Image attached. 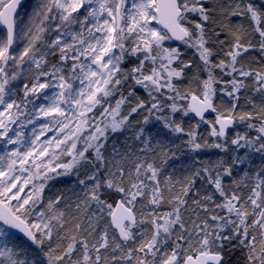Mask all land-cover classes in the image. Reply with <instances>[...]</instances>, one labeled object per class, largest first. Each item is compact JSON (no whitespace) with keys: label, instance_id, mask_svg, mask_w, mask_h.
I'll return each instance as SVG.
<instances>
[{"label":"snow or ice","instance_id":"snow-or-ice-1","mask_svg":"<svg viewBox=\"0 0 264 264\" xmlns=\"http://www.w3.org/2000/svg\"><path fill=\"white\" fill-rule=\"evenodd\" d=\"M208 2L41 0L27 27L18 31L15 13L20 0H0V24L6 26V36L0 38V141L5 149L0 154V264H112L116 260L135 261V264H227L224 252L233 247L247 249V264H264V201L257 203L261 198L257 189L264 186V168L255 173V187L244 201L235 191L229 193L223 180L233 177V165H243L247 157L236 156L228 165L218 161L214 167L205 165L194 170L196 177L202 172L207 173L208 183L223 198V202L217 203L212 194L202 197L215 205L209 219L216 223L210 225L207 220L199 224L193 222L195 235L203 233V236L199 246L190 251L193 248V233L185 227L181 208L187 203L183 197L192 189L194 177H186V183L181 184V194L169 198L171 211L162 214L151 211L148 214L151 216L148 221L151 233L140 231L137 242L133 228L144 224L147 218L142 214L137 221L133 211L135 202L145 197V190L148 189L151 193L148 203L154 206L162 203L164 196L159 178L162 169L141 161L126 172L120 161L112 164L105 156L109 133L122 131L129 118L141 109L148 116L155 115V119L162 120L164 127L173 133L185 132L174 118L178 112H182L183 116L194 113L201 121L209 123L204 112H216L212 98L215 93L213 83L217 81L212 69L224 71L229 67L223 60L219 63L211 60L214 50L208 46L210 35L215 37L212 42L220 45L225 44V40L221 39L222 31L231 36L232 50L226 53L231 58V71H239L243 77L252 75L236 68L237 57L251 44L241 43L242 25L235 24L230 18L253 21L264 49V28L259 27L264 18V3L257 6L251 0L247 3L234 0L227 6L213 4L208 7ZM217 13L224 17L219 23L215 18ZM192 16L198 19L193 20ZM153 21L163 25L166 31L153 27ZM173 38L194 49L208 72V78L203 81L202 95H191L194 103L183 108L175 101L187 97L181 96L173 80L181 78L192 64L181 60L179 49L164 47V41ZM16 44L21 47L14 52L12 49ZM57 55V61L50 62L49 57ZM128 61L132 62V66L122 67ZM177 61L179 66L172 67ZM148 62L152 66L145 71ZM22 72L28 82L22 84L23 98L18 101L10 85L20 78ZM256 76L258 83L264 81V74L258 72ZM231 84L233 92H227L229 96L239 91L242 82L234 78ZM137 86L147 92L150 104L140 99ZM49 89L51 92L46 91ZM162 89L175 93L167 97L173 101L167 106L170 108L168 116L159 115L164 106L156 94L163 95ZM117 95L119 98L114 102L109 99ZM38 100L39 104L36 103ZM126 103L129 104L127 114L121 115ZM28 105L32 107L29 109ZM234 109L235 105L228 109V116H216L210 134L218 139L211 145L207 141L203 145L198 142L195 131L186 132L191 149L210 146L227 152V130L235 122L232 116ZM246 115L248 119L252 118L251 114H241L239 121L243 122ZM20 116L27 119L20 121L21 130L13 131L11 125L16 124ZM148 116L144 117V124L149 123ZM49 117L51 119L46 123L32 129L30 138H25L23 129L26 124H35L37 120ZM248 126L255 127L252 124ZM257 131L261 135L255 140L236 133L231 138L234 151L247 148L264 155V121ZM10 132L12 136H9ZM49 132L53 134L43 139ZM143 132L140 129L137 139ZM144 143L147 145L148 141ZM10 145L16 147L10 148ZM160 152L163 157H168L164 147L160 148ZM112 154L114 157L120 155L115 145ZM65 156L71 159L62 161L61 157ZM81 173L84 178H80ZM69 176H76L78 184L86 188L82 193L85 208L95 203L100 211L108 209L111 225L118 230L119 239L113 235L110 244L105 227L90 245L87 238H78V235L82 231L91 235L94 225L90 223L88 229H82L78 217L72 218L74 223L65 219V212L56 208L63 199L60 195L45 204L43 193L48 182ZM244 177H248L247 172ZM164 182L165 185L170 184L171 177H166ZM232 183L240 187L244 181L233 178ZM26 188L29 189L27 192ZM109 190L123 197L115 209L106 199L111 194ZM13 201L16 203L13 204ZM248 202L253 207L251 223L247 220L250 213L245 208ZM193 203L200 205L199 200H193ZM200 206L205 212L209 211L207 205ZM76 208L80 209L79 203ZM215 209L227 215L215 213ZM255 209L260 211L256 213ZM92 218L99 219L95 213H92ZM257 226L261 233L259 242L256 235H249V229L255 230ZM185 233L188 234L187 239ZM129 241L134 242L135 247H128L125 251ZM233 241L236 243L233 244ZM169 243L171 247H165ZM257 243L260 245L259 255L256 254ZM77 244L81 246L82 255L74 258L73 253L80 251ZM102 249L121 254L109 258L102 254ZM134 251L143 255L134 257ZM41 254L44 259L40 258Z\"/></svg>","mask_w":264,"mask_h":264},{"label":"trees","instance_id":"trees-1","mask_svg":"<svg viewBox=\"0 0 264 264\" xmlns=\"http://www.w3.org/2000/svg\"><path fill=\"white\" fill-rule=\"evenodd\" d=\"M234 0H209L206 3V6L211 7L213 4L227 6L233 4ZM239 2V0H235ZM249 2V0H244V3ZM251 2L257 6H260L264 3V0H251ZM191 16V14H189ZM193 20L198 19L197 17L192 16ZM217 22L223 20L224 17L222 14L217 13L216 17ZM231 21L235 24L242 25L241 32V43L247 45L249 42L251 47L247 51L242 52L240 56L237 57L236 68L242 69L244 71L251 72L252 75L247 77L240 76L239 71L232 72L230 67L231 58L226 55L227 52L231 51V45L233 43V38L227 35L226 32L221 33V39L225 40V44L220 45L213 43L215 39L214 36H209V47L214 50V55L211 57V60L214 63H219L220 60L225 61L226 65H229L224 71H221L220 68H213L212 74L215 78L213 83V88L215 90L214 96L212 98L216 112L205 117L209 123L198 120L194 118L189 112L188 116H183L182 112L175 114V120L177 123H181V126L185 129L184 133H173L170 129L164 127L162 120L155 119V115L148 116V113L141 109L136 114H133L129 118L128 124L124 126L122 131L116 133H109L108 143L105 145L106 151L105 156L108 161H111L112 164H115L117 161H120V165L125 168V171H131L134 168L135 163L143 161L144 163H153L157 168H161L160 172V188L164 196V200L159 206H154L148 203V199L151 196V193L148 189L145 190L146 196L138 198L135 202V207L133 209L136 214L137 221L141 219L143 214L147 220L144 224H140L138 227L133 228V233L136 234V241L140 240L139 232L142 230H148V233H151V216L148 214L151 211H155L158 214L166 213L172 210V205L169 203V198L174 195L181 194V184L186 183V177L193 176L195 183L192 185V189L189 191L186 197H183L187 203L181 208V215L185 223V227L189 232L193 233L192 243L193 248L190 251H194L196 247L199 246L200 237L203 236V233H200V236L195 235L194 224L201 223V221L207 220L210 225L215 224L216 222L209 219V216L212 213V209L215 208L214 204H209L207 201L203 200L202 197L206 194H212L217 203H222L223 198L216 193L214 187L207 181V173H201L200 176H194V170L202 169L205 165L209 167H214L218 161H223L225 165L231 163L232 159L236 156L247 157L243 165H233V177H225L223 183L226 186V190L231 193L235 191L238 195L241 196V200L244 201L252 193V189L255 187L256 178L255 173L264 168V155L256 153L247 148H241L239 151H234L235 146L231 144V138L235 136L236 133L242 135H247L249 138L255 140V138L261 133L257 129L261 126V122L264 121V81L257 82L258 78L256 73L264 74V49L261 48V37L259 33L254 30L255 23L247 18H238L231 17ZM227 23V21H225ZM191 27V25H189ZM259 27L264 28V18H262L261 24ZM170 45V48H177L181 51L182 56L181 60L190 61L192 67L190 69H185L184 75L179 79H174L173 83L178 87L181 96H186L185 99H177L175 102L178 106L182 108L188 105V99L191 95L201 96L204 88L203 81L208 78V72L204 70L202 62L199 60L198 55L195 53L194 49L188 48L185 44L180 43L176 44L170 40H167V43ZM58 55L56 57H49L50 62H56ZM159 63V62H158ZM179 61L174 63L172 67H178ZM132 66V62L128 61L122 65L124 68H129ZM152 65L150 62L146 64L145 71ZM47 67V65H45ZM241 81L242 84L238 92H234L233 96L227 95V92H233V85L231 81L233 79ZM161 92L163 95L157 93V98L159 99L162 106H164V111L159 113L161 116L170 115V108L168 105L172 104V100L167 99L168 96H174L175 93L171 92L168 89H162ZM137 93L140 99L144 100L146 103H151L150 98L147 95V92L137 86ZM125 95L127 93L125 92ZM238 97V98H234ZM23 98V93L18 94L15 99L18 101ZM117 96L110 97L111 101L118 99ZM135 103V101H133ZM235 105V109L232 112V116L236 121L235 127L229 131L227 139V148L228 151H222L218 148L213 147H202L199 150H192L191 146L187 143L189 137L185 134L188 131H195L197 133L196 139L202 145L204 141H207L209 145L214 143L218 138L211 136L212 124L215 123L216 116L221 114L223 116H228V109L232 108ZM32 105H28L30 109ZM129 104H125L121 110V115H126ZM99 111V108H97ZM95 113H93L94 115ZM241 114H251V119H248L247 115L243 122L239 121V115ZM148 116L149 123L144 124V117ZM21 119H24L25 116H20ZM252 124L255 127H249L248 125ZM196 125H199L197 128ZM140 129H143V135L137 139ZM144 141H148L147 145ZM223 142V141H221ZM115 145L116 149L119 151V156H113L112 147ZM78 147H80L78 145ZM164 147L168 152V157H163L160 152V148ZM143 149V151H142ZM137 157L140 159L137 160ZM71 158H65L63 161L67 162ZM166 159V162H163ZM248 173V177H244V173ZM214 175V173H213ZM264 175V173H262ZM170 176L171 183L165 185V178ZM84 178L83 173L81 177ZM243 180L244 183L240 187H236L232 183V179ZM38 183V181H37ZM91 184L90 181L87 182ZM151 184V182H149ZM247 185L246 187L244 185ZM86 191V188L83 185L78 184V179L76 176L69 177H59L55 180H50L48 186L44 189V200L54 199L56 196L60 195L63 197L61 203L56 205L57 209H60L65 212V219L69 220L70 223L73 217H78V222L81 223L82 229H88L89 224L94 225L95 230L92 231V234L89 235L87 231H82L79 233L78 238H87L90 245L94 242L95 239L102 233L103 229L107 227L109 234V243L113 235L119 239V236L114 231L110 223V217L108 216V209L104 208L103 211H100L98 206L95 203H92L89 207L85 208L82 201L84 199L82 193ZM110 191V195L106 197L107 202L113 205V208L117 201L122 197V194H118L114 191ZM261 193V198L257 203L264 201V186L260 189H257ZM199 193V195H197ZM104 198V197H102ZM193 200H199L200 205H207L209 208L208 212H205L200 205L193 203ZM137 202L143 204V211H140L137 207ZM80 204V209L76 208V204ZM71 207H68V205ZM245 208L249 211L250 215L247 217L249 223L253 220L254 216L251 214L253 212V207L250 202L245 204ZM260 209H255V212L258 213ZM92 213H95L98 220L92 218ZM215 213L220 215H227L225 212H221L220 209H215ZM67 227V225H66ZM211 229H209L210 231ZM91 231V229H89ZM63 235V230L61 231ZM187 233H185L187 239ZM249 235H256L257 241L261 239V233L259 227L256 229H249ZM62 243L66 244L67 241ZM181 243H184L183 241ZM233 244L236 242L233 241ZM35 247V246H33ZM128 247H135V243L129 241L125 245V251ZM165 247H171L165 245ZM260 245L257 243V255H259ZM77 249L80 250L81 246L77 244ZM102 254L111 258L112 256L120 255L121 253H113L109 250L102 249ZM82 250L73 253L74 258L81 256ZM94 255V253H90ZM142 253L133 252L134 257L142 256ZM225 259L227 264H247V249H242L240 247H233L224 252ZM41 259H44L41 254ZM112 264H135V261H123L116 260Z\"/></svg>","mask_w":264,"mask_h":264},{"label":"rangeland","instance_id":"rangeland-1","mask_svg":"<svg viewBox=\"0 0 264 264\" xmlns=\"http://www.w3.org/2000/svg\"><path fill=\"white\" fill-rule=\"evenodd\" d=\"M40 3H41V0H27L24 3L23 7L21 8V10L18 12V14L16 16V18H17L16 19V28H17L18 31L21 28H26L27 27V25L29 24V22H30V20L32 18L33 12L37 9V7H38V5H40ZM152 26L155 27L156 29L160 30L159 24H157L155 21H153ZM5 36H6V30L4 29V27L2 26V24H0V38H4ZM170 41H171V39H170ZM164 43H167V40L164 41ZM20 47H21V45L16 44V45L13 46L12 51H14V52L15 51H18ZM164 47L170 48V45L164 44ZM26 68H27V65H25V69ZM25 82H28V81L25 79V74L22 72L20 78H18L16 81H14L12 83V85H10V87H12L13 90L15 91V93H16L15 97L18 94L23 93L20 89L22 88V84L25 83ZM46 91L51 92L50 89L49 90H46ZM41 95H43V93H41ZM6 99H7V97H6ZM188 101H189V99H188ZM36 103L39 104L40 101L38 100V101H36ZM45 103H47V102H45ZM26 119H27V117H25L24 119H21L20 118L17 121L16 124L11 125V127L13 128V131H19V130H21L20 127H19L20 121H24ZM50 119H51L50 117L49 118H46V119L45 118H42V119L37 120L35 124H26L25 127H24V129H23L25 138H30L31 137V131H32L33 128H36L38 125H41V124L46 123ZM52 134L53 133L49 132L46 137H43V139H47ZM12 135H13V133L10 132L9 133V136H12ZM9 147L10 148H14V147H16V145H10ZM4 150H5L4 149V144H3L2 141H0V154H3ZM65 158H68V157H66V156L65 157H61V160L63 161ZM28 190H29L28 188L25 189L26 192ZM47 201H48V199L47 200H44L45 204L47 203ZM15 203L16 202L13 201V204H15ZM136 204H137V207L139 208V210L140 211H143V207H144L143 204H141L140 202H137ZM43 207H44V205L42 204L41 205V208H43Z\"/></svg>","mask_w":264,"mask_h":264},{"label":"water","instance_id":"water-1","mask_svg":"<svg viewBox=\"0 0 264 264\" xmlns=\"http://www.w3.org/2000/svg\"><path fill=\"white\" fill-rule=\"evenodd\" d=\"M25 2H26V0H20V3H19V5H18V7H17V9H16L15 16H17L18 12L21 10V8L23 7V5H24ZM2 26H3L4 29L6 30V26L3 25V24H2ZM159 28H160L161 31H166L165 29H163V25H161V24H159ZM171 41L174 42V43H176V44L183 43L182 41L177 40V39H175V38L171 39ZM191 103H194V102L191 100V97H190V99H189V101H188V105L191 104ZM212 103H213V102H212ZM213 106H214V104H213ZM190 113H191V112H190ZM214 113H215V112H213V111H211V110L205 111V112H204V117H206V116H208V115H210V114H214ZM191 115H192L194 118L200 120V117L196 116L194 113H191ZM234 121H235V119H234ZM235 124H236V121L233 123V125H232L231 127L228 128V130H227L228 133H229V131H231V130L235 127ZM118 203H119V201L116 202V204H115V206H114L113 209L116 208V206H117ZM118 214H119V213H118ZM110 223H111V217H110ZM111 226H112V225H111ZM112 227H113V229L115 230V232H116L117 235H118V230H116V229L114 228V226H112ZM11 231L15 232V230H11ZM18 235H19L22 239H26V238H23L22 234H18ZM29 243H30V242H29Z\"/></svg>","mask_w":264,"mask_h":264},{"label":"bare ground","instance_id":"bare-ground-1","mask_svg":"<svg viewBox=\"0 0 264 264\" xmlns=\"http://www.w3.org/2000/svg\"><path fill=\"white\" fill-rule=\"evenodd\" d=\"M115 231V230H114ZM128 243V242H127Z\"/></svg>","mask_w":264,"mask_h":264}]
</instances>
